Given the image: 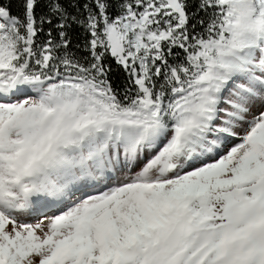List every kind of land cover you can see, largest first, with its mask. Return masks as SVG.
Listing matches in <instances>:
<instances>
[{
    "label": "snow or ice",
    "instance_id": "6c2138e0",
    "mask_svg": "<svg viewBox=\"0 0 264 264\" xmlns=\"http://www.w3.org/2000/svg\"><path fill=\"white\" fill-rule=\"evenodd\" d=\"M0 264H264V0H0Z\"/></svg>",
    "mask_w": 264,
    "mask_h": 264
},
{
    "label": "trees",
    "instance_id": "16d2710c",
    "mask_svg": "<svg viewBox=\"0 0 264 264\" xmlns=\"http://www.w3.org/2000/svg\"><path fill=\"white\" fill-rule=\"evenodd\" d=\"M74 35L78 37L79 31L77 30V32ZM111 63L113 64V69H115L116 67L115 62L111 61ZM111 79L113 80L114 87L122 88L123 83H124V76L122 72L114 73Z\"/></svg>",
    "mask_w": 264,
    "mask_h": 264
},
{
    "label": "rangeland",
    "instance_id": "374dc122",
    "mask_svg": "<svg viewBox=\"0 0 264 264\" xmlns=\"http://www.w3.org/2000/svg\"><path fill=\"white\" fill-rule=\"evenodd\" d=\"M14 11H15V9H14Z\"/></svg>",
    "mask_w": 264,
    "mask_h": 264
}]
</instances>
